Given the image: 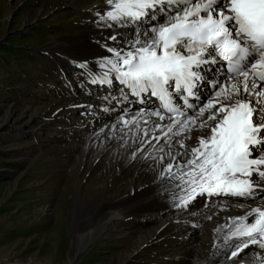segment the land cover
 I'll list each match as a JSON object with an SVG mask.
<instances>
[{
	"label": "snow or ice",
	"instance_id": "6c2138e0",
	"mask_svg": "<svg viewBox=\"0 0 264 264\" xmlns=\"http://www.w3.org/2000/svg\"><path fill=\"white\" fill-rule=\"evenodd\" d=\"M106 4L109 10L100 20L107 27L115 24L132 32L124 36L123 44L116 35L109 37L119 46L104 45L111 55L98 61L101 72L94 73L86 63L79 65L88 70L91 83L111 86L115 80L128 89V93L120 89L125 100L129 94L140 103L145 96L156 98L158 109L147 113L141 109L137 116L163 121L166 113L169 124L153 122L165 138L190 133L192 126L209 130L206 136H197L188 158L175 165L177 172L172 163L165 169L181 181L183 195L174 197L179 200L176 206L187 207L204 195L256 199L264 191V0H106ZM218 64L221 71L211 83L212 95L202 105L190 103L189 98L201 99L203 66ZM180 146L185 147L183 141ZM261 201L215 229L223 233V245L214 247L231 249L228 259L251 245L264 250V197ZM251 264H264V255L257 253Z\"/></svg>",
	"mask_w": 264,
	"mask_h": 264
},
{
	"label": "bare ground",
	"instance_id": "6f19581e",
	"mask_svg": "<svg viewBox=\"0 0 264 264\" xmlns=\"http://www.w3.org/2000/svg\"><path fill=\"white\" fill-rule=\"evenodd\" d=\"M19 3L13 5L11 10L20 7L21 2ZM52 4V9L61 7L56 0H52ZM66 5L73 14L71 27H80L78 37L58 39L45 47L54 57L52 66L47 70L50 76L47 77L52 79L51 74L55 75L59 88V96L51 94L52 101L58 99L59 102H64L63 106L68 114L61 120L63 125L56 131L57 137H54L59 138L56 139L57 142H61L57 146L59 150L55 149L57 152L54 160L62 166L71 164L70 171L84 169L92 172L98 166L101 169L99 178L95 180L98 183L95 187L77 184L86 193L96 187L100 192L98 195L88 193V196H80L78 201L75 218L79 232L77 252L108 235L112 224L121 222L123 225H133L134 229L138 228V232H135L138 237L134 238L138 246L147 245L152 240L156 243L162 237L166 239L167 233L172 232L171 237L177 243L185 240V246L172 251L175 254L181 253L185 258L195 257L201 264H251L257 253L264 255V250L251 245L238 257L228 259L231 249L225 246L214 247L215 244L223 245V233H217L215 229L226 224L230 218L242 216L256 207L262 202L264 191L256 199L249 201L237 197L197 196L195 199L198 201L209 203L199 212L192 208L195 199L187 207H177L179 200L174 197L183 195L181 181L171 177L165 169L172 163V171L177 172L175 165L188 158L191 148L197 144V136H206L209 130L192 126L190 133H170L171 139L165 138L162 132L155 130L153 122L167 125L170 123L168 119L159 121L155 116H137L141 109L145 113L156 110L150 99L139 105L127 104L126 110L108 111L104 114L103 103L93 98L96 86L91 83L88 70L79 65L86 63L94 73L101 72L98 61L111 55L104 45L119 46L116 41L109 40V37L116 35L123 44L124 36L131 33L132 29L115 24L107 27L100 20V15L109 10L106 0H67ZM44 11L45 9H41L40 12ZM144 27L147 28L148 25L145 24ZM68 84L69 87L63 86ZM212 92L205 97L204 103ZM133 105L136 107H132ZM42 113L40 111L34 120L41 117ZM134 117L138 122H132ZM19 119L17 118L18 121ZM144 120H148V123H144ZM185 135L191 138L186 139ZM154 137L161 138L157 140ZM180 141L184 142L185 147L180 146ZM69 186L75 184L68 183ZM215 200L224 203H214ZM151 223L152 226H149ZM200 225L209 228L197 240V244H193L190 238L195 236V232L198 233ZM177 260L175 264L185 261Z\"/></svg>",
	"mask_w": 264,
	"mask_h": 264
},
{
	"label": "rangeland",
	"instance_id": "374dc122",
	"mask_svg": "<svg viewBox=\"0 0 264 264\" xmlns=\"http://www.w3.org/2000/svg\"><path fill=\"white\" fill-rule=\"evenodd\" d=\"M66 1L56 0L61 7L52 9V0H0V264H175L177 259H185L178 264H201L173 252L185 246V240L177 243L172 232L138 246V228L121 222L77 252L78 201L100 193L98 187L86 193L77 184L95 187L101 169L70 171L71 164L54 160L61 144L54 137L68 114L64 102L52 101L51 94L59 96V88L55 75L47 77L54 57L45 47L78 37L80 27H71L73 14ZM19 2L21 6L11 10ZM207 205L198 202L193 208L199 212ZM207 227L200 225L190 242L197 244Z\"/></svg>",
	"mask_w": 264,
	"mask_h": 264
}]
</instances>
